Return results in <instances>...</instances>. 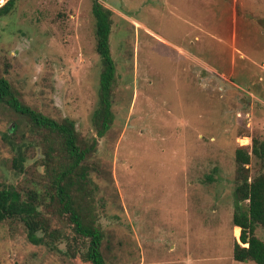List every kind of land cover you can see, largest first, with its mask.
Instances as JSON below:
<instances>
[{
  "label": "rangeland",
  "instance_id": "1",
  "mask_svg": "<svg viewBox=\"0 0 264 264\" xmlns=\"http://www.w3.org/2000/svg\"><path fill=\"white\" fill-rule=\"evenodd\" d=\"M93 1L112 11L116 68L114 120L90 158L107 264H253L232 257L234 153L264 140V0H14L0 16V75L23 104L72 120L82 137H96L102 70ZM10 127L12 141L29 143L26 119L0 103V182L32 189L41 149L27 147L17 173ZM247 167L258 169L253 156ZM49 217L72 239L55 205ZM255 236L264 243V227ZM0 264L89 263L64 243L32 245L20 222L3 221Z\"/></svg>",
  "mask_w": 264,
  "mask_h": 264
},
{
  "label": "trees",
  "instance_id": "2",
  "mask_svg": "<svg viewBox=\"0 0 264 264\" xmlns=\"http://www.w3.org/2000/svg\"><path fill=\"white\" fill-rule=\"evenodd\" d=\"M13 1L8 0L0 7V16L9 13ZM92 15L95 49L102 66L98 97L91 116L96 137H82L74 122L68 118L54 119L23 104L8 80L0 75V103L28 122L29 139L23 138L21 142L26 139L29 143L17 144L10 135L16 128L7 130V143L13 152V169L22 173L24 167L29 166H25L28 161L27 147H40L33 168L43 176L32 189L26 190L0 182V222H20L32 245L55 251L64 243L72 256L77 253L89 264H107L102 252L104 233L91 207L95 202L93 196L96 188L91 174L98 167L90 162V158L96 151L97 138L106 135L114 120L112 90L116 68L109 47L112 11L93 1ZM252 156L258 169L250 175L247 166ZM234 162L232 225L234 235L237 237L239 232L240 235L239 243L233 245L232 257L236 262L264 264V243L255 236L256 228L264 227V140L252 138L250 151L238 147ZM52 205L58 208L59 213L66 215L68 227L73 232L72 239L65 231L53 228V219L49 217V207ZM72 242L86 243V251H72Z\"/></svg>",
  "mask_w": 264,
  "mask_h": 264
}]
</instances>
